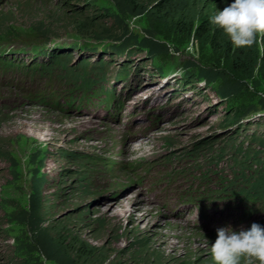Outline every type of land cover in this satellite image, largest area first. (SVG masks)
<instances>
[{
    "label": "rangeland",
    "instance_id": "1",
    "mask_svg": "<svg viewBox=\"0 0 264 264\" xmlns=\"http://www.w3.org/2000/svg\"><path fill=\"white\" fill-rule=\"evenodd\" d=\"M232 2L0 0V58L45 67L0 63V264H214L218 228L264 227V64L229 82L208 46L154 25ZM246 48L264 56V37ZM70 75L129 90L121 121L23 97Z\"/></svg>",
    "mask_w": 264,
    "mask_h": 264
},
{
    "label": "clouds",
    "instance_id": "2",
    "mask_svg": "<svg viewBox=\"0 0 264 264\" xmlns=\"http://www.w3.org/2000/svg\"><path fill=\"white\" fill-rule=\"evenodd\" d=\"M209 22L229 37L236 48L252 47L258 37H264V0H234ZM210 254L214 264H264V227L253 222L247 230L230 227L216 230Z\"/></svg>",
    "mask_w": 264,
    "mask_h": 264
},
{
    "label": "trees",
    "instance_id": "3",
    "mask_svg": "<svg viewBox=\"0 0 264 264\" xmlns=\"http://www.w3.org/2000/svg\"><path fill=\"white\" fill-rule=\"evenodd\" d=\"M154 25L158 29L157 33L162 35L177 33L183 39L191 37L199 45L200 50L204 49L203 45L208 46L210 49L205 53L208 60L224 71L230 79L229 82L244 79L243 76H249L253 66L261 69L264 64L262 54L256 57L247 48L234 47L223 30L211 24L206 15L200 16L195 24L191 21H180V19L167 22L155 19Z\"/></svg>",
    "mask_w": 264,
    "mask_h": 264
},
{
    "label": "bare ground",
    "instance_id": "4",
    "mask_svg": "<svg viewBox=\"0 0 264 264\" xmlns=\"http://www.w3.org/2000/svg\"><path fill=\"white\" fill-rule=\"evenodd\" d=\"M113 203V204H110V205H108L107 207H109V211L108 212H106V213H110L111 214V216L113 217V215H114V218H115V216H117L118 214H115L114 212H113V210L115 209V208H117V207H121V204L123 203V201H118V200H111L110 201V203ZM146 202V200H144V202L142 203V204H146L147 205V203H145ZM140 210V209H139ZM134 213V212H133ZM137 215V214H136ZM146 216V215H145ZM169 216V215H168ZM137 217V216H136ZM141 221L142 222H146L147 221V217H145V218H141ZM139 222V221H138Z\"/></svg>",
    "mask_w": 264,
    "mask_h": 264
}]
</instances>
